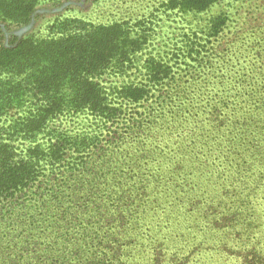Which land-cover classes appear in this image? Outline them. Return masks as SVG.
I'll return each mask as SVG.
<instances>
[{"label": "trees", "instance_id": "obj_1", "mask_svg": "<svg viewBox=\"0 0 264 264\" xmlns=\"http://www.w3.org/2000/svg\"><path fill=\"white\" fill-rule=\"evenodd\" d=\"M39 2L0 0L1 25L30 24ZM6 33L0 26V264H264V63L193 48L149 55L139 79L107 85L106 74L130 76L148 45L128 22L66 17L46 38L5 43ZM183 54L209 70L184 78ZM78 115L88 131L63 122ZM125 229L155 239L146 260Z\"/></svg>", "mask_w": 264, "mask_h": 264}, {"label": "rangeland", "instance_id": "obj_2", "mask_svg": "<svg viewBox=\"0 0 264 264\" xmlns=\"http://www.w3.org/2000/svg\"><path fill=\"white\" fill-rule=\"evenodd\" d=\"M164 2L165 0H40L36 16L30 24H11L5 27L0 22V26L7 31L3 38L6 43L12 35L46 38L52 33V25L66 17H78L95 24L121 20L128 22L138 38L141 34L148 35V45L137 54L135 67H138L130 70V76L106 74L102 81L107 85L139 79L144 59L149 55H158L168 60L180 51L193 48L211 52L213 59L223 53L234 60L249 64L251 68L252 61L253 66L263 65L264 0H219L203 11L188 13L167 10ZM218 23L219 34L210 36V28ZM183 57L184 54L178 57L175 66L178 65L177 73L184 78L191 76L192 70L196 68L199 74H205L204 71L209 70L202 65L194 68L183 64ZM63 122L73 132L88 131L91 124L85 115L69 117ZM125 231L123 235L128 239L126 245L134 249L141 247L144 256L141 261L146 260L147 248L155 239L141 235L135 229ZM61 233L72 239L66 235L65 229ZM39 238L40 241L45 240V243L51 242L45 236Z\"/></svg>", "mask_w": 264, "mask_h": 264}]
</instances>
